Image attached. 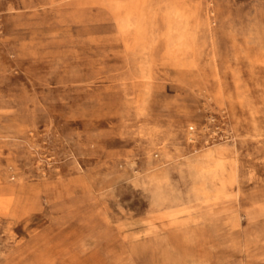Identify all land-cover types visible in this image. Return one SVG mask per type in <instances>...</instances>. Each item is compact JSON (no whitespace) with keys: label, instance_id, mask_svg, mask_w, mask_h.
<instances>
[{"label":"rangeland","instance_id":"obj_1","mask_svg":"<svg viewBox=\"0 0 264 264\" xmlns=\"http://www.w3.org/2000/svg\"><path fill=\"white\" fill-rule=\"evenodd\" d=\"M0 264H264V0H0Z\"/></svg>","mask_w":264,"mask_h":264}]
</instances>
